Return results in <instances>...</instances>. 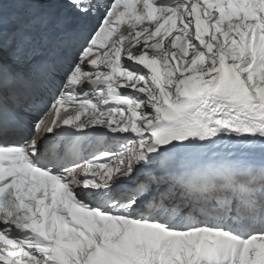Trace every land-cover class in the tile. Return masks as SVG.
<instances>
[{
	"label": "snow or ice",
	"instance_id": "snow-or-ice-1",
	"mask_svg": "<svg viewBox=\"0 0 264 264\" xmlns=\"http://www.w3.org/2000/svg\"><path fill=\"white\" fill-rule=\"evenodd\" d=\"M0 264H264V0H0Z\"/></svg>",
	"mask_w": 264,
	"mask_h": 264
}]
</instances>
